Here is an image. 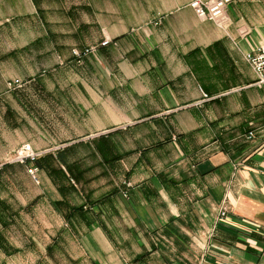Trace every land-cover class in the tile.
Returning <instances> with one entry per match:
<instances>
[{
    "label": "crops",
    "instance_id": "obj_1",
    "mask_svg": "<svg viewBox=\"0 0 264 264\" xmlns=\"http://www.w3.org/2000/svg\"><path fill=\"white\" fill-rule=\"evenodd\" d=\"M80 1L90 20L70 33L76 44L43 49L65 58L94 46L91 79L27 113L12 149L38 153L36 192L24 199L3 181L13 167L32 180L26 166L0 164V264L20 248L5 234L34 233L36 216L43 231L72 234L76 264H264V84L244 60L264 45V0H232L224 28L198 19L194 0ZM3 56L0 97L20 80Z\"/></svg>",
    "mask_w": 264,
    "mask_h": 264
},
{
    "label": "rangeland",
    "instance_id": "obj_2",
    "mask_svg": "<svg viewBox=\"0 0 264 264\" xmlns=\"http://www.w3.org/2000/svg\"><path fill=\"white\" fill-rule=\"evenodd\" d=\"M2 2L1 11L4 17L0 22V51L4 54L3 59H7L4 69L8 74L18 76L14 78H20L14 80L20 81L21 87L8 89V84L14 81L9 80L6 82L7 93L0 97V156L3 157L0 164L2 161L9 162L13 159L15 149L13 150L12 147L21 136L28 133L27 113L35 114L41 111L43 100L53 93L55 96H68L74 90L77 91L78 89L72 87L75 86L76 81L91 79L90 64L91 60L96 59V48L91 45L73 47L65 58H59L52 51L53 55H51L43 49V45L49 48L59 40L76 44L77 41L70 37V33L90 20V9L83 7L80 0H31L34 6V10L29 8L31 14H27L26 9L27 3L31 6L29 0H18L19 15L14 8H10L13 1L2 0ZM10 11L15 14L9 15ZM85 26L84 30H87L89 37L88 25ZM45 34H51L54 40L48 41L46 37L44 40L42 36ZM106 41L108 42L106 45L110 43L104 39L100 46ZM74 51L81 56H75ZM15 56L20 58L17 64H13ZM56 67L59 69L55 72ZM55 82H63V89H52V93H49L45 86ZM6 110L9 112L8 116L5 115ZM3 181L9 184L18 182L21 196L32 190V187L35 192L38 188V185L30 180L20 167L7 169ZM17 206L15 203L14 208ZM40 213L46 211L42 209ZM47 218L52 220L48 216ZM40 221L41 218L36 216L34 233L10 231L9 234H5L9 241L20 246L18 249L4 250L9 251L11 255L7 257L5 253L8 264H32L33 260L34 264H76L72 259L74 257L72 234L47 233L38 225ZM51 223L55 224L52 221ZM27 238L30 242L33 238V244L29 245V248L23 245ZM54 241L56 242L51 252L46 254L45 245Z\"/></svg>",
    "mask_w": 264,
    "mask_h": 264
},
{
    "label": "built area",
    "instance_id": "obj_3",
    "mask_svg": "<svg viewBox=\"0 0 264 264\" xmlns=\"http://www.w3.org/2000/svg\"><path fill=\"white\" fill-rule=\"evenodd\" d=\"M232 0H194L189 4V7L194 11L196 17L200 20H208L213 22L216 26L224 28L229 25V18L226 13L227 6ZM108 42H104L102 46ZM75 56H81L78 52H73ZM84 52H82V55ZM244 60L254 72L257 83L264 84V45L255 48L245 54ZM13 87H21L18 80H14L8 84V89ZM250 137L252 134H249ZM38 153L34 152L30 144H22L14 154L13 163H18L26 166V172L31 177L33 182L39 183L38 168L34 166V162L38 158ZM130 186V184H127ZM126 196V195H124ZM219 218H226V209L219 212Z\"/></svg>",
    "mask_w": 264,
    "mask_h": 264
},
{
    "label": "trees",
    "instance_id": "obj_4",
    "mask_svg": "<svg viewBox=\"0 0 264 264\" xmlns=\"http://www.w3.org/2000/svg\"><path fill=\"white\" fill-rule=\"evenodd\" d=\"M9 112H8V110H6V114H8ZM6 167H10L9 165L8 166H6Z\"/></svg>",
    "mask_w": 264,
    "mask_h": 264
}]
</instances>
